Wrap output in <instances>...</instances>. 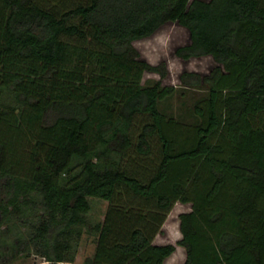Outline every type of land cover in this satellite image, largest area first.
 <instances>
[{
  "label": "trees",
  "instance_id": "1",
  "mask_svg": "<svg viewBox=\"0 0 264 264\" xmlns=\"http://www.w3.org/2000/svg\"><path fill=\"white\" fill-rule=\"evenodd\" d=\"M169 23L190 34L179 58L217 63L180 76L207 92L195 125L160 110L177 88L142 83L169 72L134 43ZM3 177L12 204L43 195L46 264L73 263L83 227L99 234L86 264H164L177 203L184 264H264V0H0ZM89 198L109 202L103 224Z\"/></svg>",
  "mask_w": 264,
  "mask_h": 264
},
{
  "label": "rangeland",
  "instance_id": "2",
  "mask_svg": "<svg viewBox=\"0 0 264 264\" xmlns=\"http://www.w3.org/2000/svg\"><path fill=\"white\" fill-rule=\"evenodd\" d=\"M189 43V31L177 23H169L150 38L136 41L134 46L142 59L154 66L166 64L169 72L165 79H161L159 74L146 73L142 82L144 86L155 85L160 81L162 86L177 88L172 96L160 102L161 112L181 123L195 125L199 120L194 114V107L207 97V92L200 88L183 87L180 76L183 72L207 75L217 63L212 57L194 58L188 61L179 58L176 55L177 49ZM8 180L9 177L0 178V264H46L45 259L37 255L30 243L35 234V227L48 216L43 195L40 191H35L21 196L12 204L14 193L7 186ZM88 200L91 205L88 214L91 226L103 224L110 208L109 202L97 198ZM5 208L8 210L6 214H4ZM189 211L191 204H175L162 231L154 239L156 245L173 244L177 247L176 252L164 264H184L186 261V250L177 243L182 239L179 217ZM98 240V233L83 227V236L76 249L75 261L66 264H86L88 259L94 257Z\"/></svg>",
  "mask_w": 264,
  "mask_h": 264
}]
</instances>
